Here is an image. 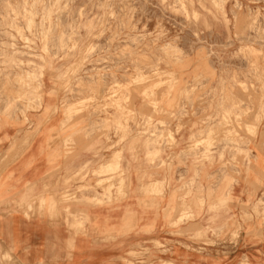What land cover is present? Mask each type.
I'll list each match as a JSON object with an SVG mask.
<instances>
[{
  "label": "rangeland",
  "instance_id": "374dc122",
  "mask_svg": "<svg viewBox=\"0 0 264 264\" xmlns=\"http://www.w3.org/2000/svg\"><path fill=\"white\" fill-rule=\"evenodd\" d=\"M6 127L0 177L37 133L48 161L9 209L84 231V208L136 198L172 234L264 264V0H0Z\"/></svg>",
  "mask_w": 264,
  "mask_h": 264
},
{
  "label": "crops",
  "instance_id": "0c3cea01",
  "mask_svg": "<svg viewBox=\"0 0 264 264\" xmlns=\"http://www.w3.org/2000/svg\"><path fill=\"white\" fill-rule=\"evenodd\" d=\"M12 130L0 132V155L12 153ZM21 134L19 138L24 137ZM45 135L37 133L31 144L13 162L7 163L0 177V245L12 258L10 264H233L221 257L228 251L190 242L185 235L172 234L163 216L152 208H142L133 198L113 204L84 208L90 223L84 231L73 228L74 213L54 211L27 213L11 210L7 199L22 185L42 188L48 161ZM73 206V205H72ZM73 210L76 207L73 206ZM114 237H110V236ZM168 246V252L152 249V240ZM178 243V244H176ZM138 244H149V256L133 257L130 251ZM207 248L218 257H204ZM208 253L205 254V256ZM150 260L149 263L146 261Z\"/></svg>",
  "mask_w": 264,
  "mask_h": 264
},
{
  "label": "bare ground",
  "instance_id": "6f19581e",
  "mask_svg": "<svg viewBox=\"0 0 264 264\" xmlns=\"http://www.w3.org/2000/svg\"><path fill=\"white\" fill-rule=\"evenodd\" d=\"M168 52H169V51H168ZM179 53H180V52H179ZM142 76H143V75H141L140 77H142ZM148 76H150V75H148ZM150 77H152V76H150ZM145 79H146V78H145ZM147 80H148V79H147ZM158 83H159V81H158ZM114 86H115V85H114ZM127 87H128V86H127ZM96 90H97V89H96ZM111 94H112V93H111ZM111 94H110V96H111ZM108 95H109V94H108ZM96 96H97V95H96ZM97 97H98V96H97ZM106 97H107V96H106ZM122 99H123V98H122ZM118 103H119V102H118ZM96 104H97V103H96ZM106 104H107V103H106ZM109 104H110V103H109ZM109 104H108V105H109ZM151 104H152V103H151ZM112 105H113V104H112ZM153 105H154V104H153ZM98 106H99V105H98ZM71 107H72V106H71ZM81 108H82V107H81ZM85 109H86V108H85ZM246 115H247V114H246ZM230 137H231V136H230ZM167 140H168V139H167ZM119 154H120V152H119ZM112 158H113V157H112ZM107 159H108V158H107ZM107 159H106V160H107ZM110 160H111V159H110ZM110 160H109L108 162H107V161H106V162L104 161V162L102 163V164H103L102 166L104 167V168H102V169H104V170H110V169H112V165H113V167L116 166V161L111 162V161H113V160H111V161H110ZM104 163H105V164H104ZM102 166H101V167H102ZM146 184H147V183H146ZM101 185H102V184H101ZM150 185H153V184L151 183ZM103 186H104V185H103ZM147 187H148V186H147ZM147 189H148V188H147ZM154 189H155V188H154ZM162 196H163V195H162ZM85 221H86V220H85Z\"/></svg>",
  "mask_w": 264,
  "mask_h": 264
}]
</instances>
